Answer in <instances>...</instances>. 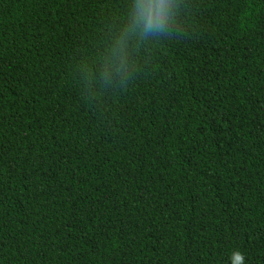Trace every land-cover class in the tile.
<instances>
[{
	"label": "trees",
	"instance_id": "obj_1",
	"mask_svg": "<svg viewBox=\"0 0 264 264\" xmlns=\"http://www.w3.org/2000/svg\"><path fill=\"white\" fill-rule=\"evenodd\" d=\"M0 0V264H264V0Z\"/></svg>",
	"mask_w": 264,
	"mask_h": 264
},
{
	"label": "clouds",
	"instance_id": "obj_2",
	"mask_svg": "<svg viewBox=\"0 0 264 264\" xmlns=\"http://www.w3.org/2000/svg\"><path fill=\"white\" fill-rule=\"evenodd\" d=\"M137 21L139 26L142 23L141 34L148 35L154 31L163 32L164 25L168 21L169 8L167 0H149V2L141 7L137 5ZM244 256L240 252L233 254V264H243Z\"/></svg>",
	"mask_w": 264,
	"mask_h": 264
}]
</instances>
